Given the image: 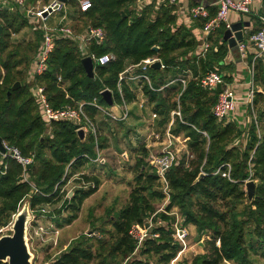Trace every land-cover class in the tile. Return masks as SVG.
I'll return each instance as SVG.
<instances>
[{
	"label": "trees",
	"instance_id": "16d2710c",
	"mask_svg": "<svg viewBox=\"0 0 264 264\" xmlns=\"http://www.w3.org/2000/svg\"><path fill=\"white\" fill-rule=\"evenodd\" d=\"M90 2L91 7L81 12L76 0H67L75 9L72 29L80 32L88 25L103 29V42L100 45L90 42L88 49L97 56L111 53L114 59L96 65L94 78H89L82 66L77 44L59 39L48 56L46 70L34 78V83L44 86L52 107H75L78 102H84L86 112L96 119L100 115L88 102L97 98L100 104L107 106L100 94L103 89L110 90L114 103L120 102L117 89L120 72L146 57L161 60L164 68L148 67L149 83L143 81L137 86L156 114L155 128L160 135L169 125L170 112L179 105L180 117L174 116L169 132L186 139L187 151L192 157L181 154L166 171L169 199L164 209L170 212L177 208L183 218L182 225H194L199 238L207 237L203 241L204 252L194 254L190 264H262L263 94L255 92L252 103L257 120L261 122L258 126L260 135L254 122L248 124V139L241 149L231 145L243 133L241 126L234 121L218 122L211 111L220 91L203 89L194 78H190L182 90L177 80L185 69H189L196 77L216 70L223 75L225 83L231 81L225 73L231 72L233 66L223 64L229 51L226 43L221 41L225 27L220 26L210 34V47L204 57H189L199 42L192 28L177 22L176 4L164 0L155 6L152 1L136 14L131 8V0ZM207 8L210 17L214 16L216 8ZM202 21H196V26ZM0 26V138L17 148L23 157L33 158L25 170L28 179L24 180L23 166L15 158L3 156L0 152V229L13 220L25 200L32 210L62 201L61 209L57 210L60 218L55 222L63 227L78 217L83 201L101 184L99 175L81 172L96 156L94 137L87 134L80 139L76 125L66 121L53 122L51 134H46L30 84L26 82L40 34L30 40L11 39L12 33L29 26V17L19 10L1 9ZM154 46L158 47L157 51L152 49ZM251 58L250 54L248 63ZM253 71L254 84L264 90V61L261 58L254 61ZM17 81L20 86L12 89ZM122 90L127 102L136 99L127 83L122 84ZM245 110L250 114L248 108ZM105 147L106 137L100 133L99 149ZM132 151L134 184L128 202L110 212L99 230L101 237H76L50 264H169L176 256L181 245L172 238V226L152 224L148 229L149 237L138 248L129 234L132 225H144L145 220L156 212L154 204L164 198L157 189V175L148 163L150 151L146 143L138 144ZM224 163L230 165L229 178L213 173ZM249 169L256 180L252 200H247L243 188ZM201 172L204 175L199 177ZM72 177L80 186L71 197H65L67 193L63 187ZM86 183L92 186H84ZM63 211L67 215L61 217ZM158 218L168 223L173 220V216L164 212H157L153 219ZM106 225L111 230H107Z\"/></svg>",
	"mask_w": 264,
	"mask_h": 264
},
{
	"label": "built area",
	"instance_id": "2783aa9c",
	"mask_svg": "<svg viewBox=\"0 0 264 264\" xmlns=\"http://www.w3.org/2000/svg\"><path fill=\"white\" fill-rule=\"evenodd\" d=\"M152 1L153 0H131V8L136 14H140L143 8ZM163 1L164 0H154L155 6L159 5ZM254 1L255 0H214L213 5L216 7V12L212 17H210L209 9L206 6H190L187 10V20L191 22V24L194 26H196V21L203 20L200 26H196L198 38L200 41L199 45L194 50V56L204 57L210 47V41L208 39L210 34H212L220 26H224L225 29L230 28L231 23L228 20V16L230 13L245 15L250 14L253 10ZM168 2L177 5V9L175 10V12H177L179 0H168ZM76 4L77 9L81 12L87 11L91 7L90 0H76ZM5 8L9 11L19 10L25 12V14L33 15L34 17L39 19L38 23L37 21H34L32 25L33 30L39 31L40 41L37 52L31 63L30 72L28 73L27 77L28 79H33L30 83V92L37 104L39 116L43 121L44 125L46 126V134H51V124L53 122L66 121L75 124L76 131L81 129L84 132V136H86L87 134H91L94 137L96 156L95 158L90 159L89 162H93L96 164L100 163L102 161V151L101 149H99L100 130L97 125V122L95 121L96 119L91 117L86 112L84 108L86 103L78 102L75 107L66 105L60 108H54L51 106L50 102L47 99L44 86L34 83V78L36 76L41 75L46 70L48 56L53 50L55 41L59 39H65L75 42L77 44L80 57L84 58L86 56H89L93 62L94 67L96 65H104L109 61L113 60L114 55L111 53H105L97 56L95 55V53H91L88 49V44L90 42H94L97 45H100L103 42L105 35L103 29L88 25L84 28L83 32L77 33L72 29V27L62 21H59L55 25L47 24L43 15L50 14L52 12H66V2H60L58 0H51L47 5L43 6L42 9L37 10L36 12L27 7L26 0H0V10ZM257 17L259 19L258 29L251 33L247 40L243 39L241 42H237L236 44V51L238 53L239 58L247 59L249 52H252L251 61L250 63H248L252 86L245 94V99L238 98L236 94H234L233 90L229 87V85L223 81V75L217 72L216 70H210L202 76L196 77L192 76L190 70L187 69L184 71L183 75L177 78V80L182 85V90L185 88L189 78L197 79L203 89L210 91L216 89L218 83L221 84L220 93L218 95L217 101L212 106L211 111L218 122L226 123L228 121H234L237 122L239 126H241V128L243 129V133L240 136L236 137L231 144L232 146L241 149L245 147L248 139L247 124L240 123L239 120H237V116L235 113L236 108L245 101L246 105H248L247 108L250 111L249 122H254V124L257 126L258 136V126L261 124V122L257 120L256 111L252 106L254 94L255 92H257V90L253 87L254 61L257 58H261L264 61V13L258 15ZM41 19L42 21L40 22ZM156 60L159 59L154 56L146 57L137 64H130L118 74L117 89L121 98L120 102L114 103L113 106H108L107 104V106H105L100 104L97 98H93L92 101L88 102V104L93 106L102 118H107L113 121L127 120V118L129 117V103L124 98L122 84H128L133 81L137 83L143 81L149 83V77L146 72L148 70L149 65ZM159 61L160 68H164V64L162 63V61ZM137 104L139 107L144 106L146 104V99L141 98L137 102ZM114 106L118 108L119 113L113 111ZM174 116L180 117L179 105L176 109L170 112V122L168 127L165 129L166 138L164 142L161 141V149L157 153L150 154L148 158L149 165L154 169L157 175V182L159 184V188H161V192L163 193L164 198L167 200L169 199V187L165 178L166 171L169 169L170 166H172L174 162L178 161L181 154H185L187 155V157H192V155L189 154L187 151V147L185 144L186 139H175V136H173L169 132V126L171 125ZM151 117L153 119L156 118V114L152 112ZM150 135H154L155 139L160 137L157 133L151 132L147 136V138H149ZM176 140L178 142L182 141V143L185 144L184 148H178L177 144L175 143ZM2 144L5 148V152L2 153V155L15 158L23 166L24 180H27L28 177L25 172L26 166L31 164L33 158L23 157L17 148L9 146L3 140ZM229 170V163H224L218 166L213 173H221L223 176L229 178ZM248 172V177L244 180V190L247 181L253 180L254 182H256V180L252 178V171L249 169ZM77 175L78 174H76L75 176ZM90 185L92 186V184L90 183L84 184V186ZM32 211H38L39 214H41L42 212H46L45 205H40ZM161 211L169 216L175 215L173 222L168 223L166 220H162L160 218L154 221V213L148 219L149 226L152 225V223L164 227L172 226V238L176 242H181V244L183 245L188 235L187 229L182 225L183 218H180L175 212H166L163 208L161 209ZM148 228L149 227L139 224H134L131 226L129 234L136 241V248H138L143 243V241L147 237H149L150 234L148 232ZM153 236H157V234H153ZM217 245H219L218 242Z\"/></svg>",
	"mask_w": 264,
	"mask_h": 264
},
{
	"label": "rangeland",
	"instance_id": "374dc122",
	"mask_svg": "<svg viewBox=\"0 0 264 264\" xmlns=\"http://www.w3.org/2000/svg\"><path fill=\"white\" fill-rule=\"evenodd\" d=\"M45 2L46 0H36L35 2L34 0H26V4L34 12H36L40 8V5ZM17 38L18 37L15 34H11L12 40H15ZM27 79L28 77H26V82ZM32 80L33 79H28L29 83H27L30 84ZM100 118V116L96 118V121L99 125L100 133L106 137L107 141V135H112L114 137V140H110V147L112 151L116 148V153H118V155L107 153L109 162L105 164L99 163L98 166L96 163L89 162L81 170V172L85 174H99L101 184L96 192H94L92 195H90L83 201L80 207V211L78 213V217L71 224L59 227L55 222L56 218H60V216H58L57 210L61 209L60 206L62 201L53 204H46V212H42L41 214H39L38 211H32L30 208L28 209L29 219L26 230V241L31 254V264H50L49 262L53 261L58 255H60V253L64 251L65 247L69 244L71 240L75 239L80 235H92L95 237H101V233L99 230L105 225L106 220L109 218L108 215L110 214V212L117 211L119 208L123 207L128 202L129 194L132 188L131 186L134 184V174L131 168L134 158L133 154L130 153V151L128 152L127 150H125V152H127L126 155L130 160L126 159V156H120L119 151L121 149H124L125 138L128 141H131L133 137V133L131 132L134 131V127L139 126V123H137L136 121H134L133 123V120H130L129 125L125 127L121 125V123H112L113 120H110L109 124L104 125L100 124ZM150 119L151 120L148 121V123L152 122V126L149 124V127H151L152 130L150 128L149 129L151 131H155L156 128L154 125V119L152 117H150ZM142 129L144 128H142V125H140V132L136 137L138 138L140 143H142L141 141L144 140L146 134L151 132L150 131L144 134L145 129L143 131ZM141 135L144 136V138ZM158 135L161 136L160 134ZM150 138L155 139L154 135H150V137L146 138V140L150 141ZM179 139L181 140V138ZM176 144L178 148L182 149V141L178 142L176 140ZM115 156H117V158ZM74 179L75 178H70L63 187L64 192L67 193V196L65 197H71L73 191L80 186L79 183L76 182ZM157 189L161 191V188H159V184ZM26 201L27 200L22 203L18 211H20L26 205ZM167 202L168 200L163 198V200L154 204L156 208L155 214L157 212H162L161 209L165 208ZM171 211L176 212V214L180 215L177 209H175V211L174 209H172ZM66 215L67 213L65 211L61 212V217ZM174 217L175 215H173V220ZM14 218L15 215L12 219L14 220ZM149 218L145 220L144 226L146 223L148 224V227L152 226H149ZM13 220L7 226L1 228L0 236L11 234V225L13 223ZM173 220H171V222H173ZM105 228L107 230H111V227L109 225H106ZM192 238L193 237L189 236L187 240L192 241ZM178 243L181 245L182 248L181 242ZM187 256L188 257L186 258L191 259L193 255L187 254ZM184 263L187 264L188 259H184L183 262H180V264ZM261 263L264 264V260H261Z\"/></svg>",
	"mask_w": 264,
	"mask_h": 264
},
{
	"label": "crops",
	"instance_id": "0c3cea01",
	"mask_svg": "<svg viewBox=\"0 0 264 264\" xmlns=\"http://www.w3.org/2000/svg\"><path fill=\"white\" fill-rule=\"evenodd\" d=\"M35 1L36 0H34V2ZM50 1L51 0H46L45 3L40 5V8L38 10L42 9L43 6L47 5ZM153 2H154V0H153ZM213 2H214V0H179L178 10L176 12L177 22L180 23V24H184L187 27L192 28V31L194 32V34L198 38V32L196 30V26L192 25L191 22H189L187 20V16H188L187 10H188V8L190 6H194V5H204L206 7L216 8L213 5ZM66 4H67L66 12H52L50 14L43 15V17H45L46 23L49 24V25H55L59 21H62L64 23H67L70 27H72L73 23H74V19L73 18H74V15H75L74 14L75 13V9H74L73 6L69 5L67 2H66ZM27 7H28V5H27ZM12 12H15V11H12ZM22 13L26 17H29V24L30 25L28 27L22 29L20 32H18L16 34L13 33V34H15L18 37L17 39H15V41L30 40V39H32L34 37L35 34H40L38 30H33V27H32L34 21H37V23H38L39 19L34 17L33 15L25 14V12H22ZM263 13H264V2H263V0H255L254 3H253V10H252V12L250 14L245 15V14L230 13L229 16H228V20H229L230 23H237V22H241V23H243V22L246 23L247 22L248 23L247 26H245V25L242 26L243 39L247 40L249 38L250 34L259 27V19H258L257 16L261 15ZM41 21H42V19L40 20V22ZM83 30H84V28L82 30H80V32H77V33H81V32H83ZM199 41L200 40L198 38V42ZM221 41H222V38H221ZM222 42H224V41H222ZM198 45H199V43H198ZM226 45H227V43H226ZM194 53H195V51L191 52L190 55H188V56L192 57V56H194ZM250 54L252 55L251 51L249 52L248 56ZM34 56H33V58H34ZM223 64L224 65H228L229 64V65L233 66V70L231 72L225 73V74H227V75H229L231 77V81L230 82H226V83L229 85V87L233 90L234 94H236V96L238 98H240V99L244 98L245 99V94L247 93V91L252 86L251 78H250V74H249V68H248V57H247V59H241V58L238 57V53H237L235 48L234 49H230L229 48V51L227 52L226 56L224 57ZM30 69H31V65H30ZM30 69H29L28 73L30 72ZM137 84L138 83L135 82V81H133L131 83H128L130 88L136 94V99L134 101H132V102H128L129 103V117L125 121H117V122L116 121H114V122L112 121V123H116V124H120L121 123V125L127 127V125H129V123H130V120L131 121L133 120V123H134V121H136L137 123H139V126L142 125V128L145 129V130L142 129V131L144 130V134H145V133H148V132H150L152 130L151 127H149L150 125L152 126V122L148 123V121L151 120L150 117H151L152 111H151V109H150V107H149L147 102L142 107L138 106L137 102L141 98H145V97L141 93V91H140L139 87L137 86ZM253 87H254V89L257 90V92L262 93L263 94V98H264V90L259 85H255L254 84ZM247 107H248V105H246V103L244 101L241 105H239L236 108V112L235 113H236V116H237V120H239L240 123L247 124V129H248V124H250V122H249L250 114H249L248 111L245 110ZM113 111L119 113L118 108L115 107V106L113 107ZM101 119L104 120V122L99 120L101 122L100 124H104V125L106 124L107 125V124L110 123V119L102 118V117H101ZM97 125H98V123H97ZM154 125H155V122H154ZM139 126L134 127V129H133L134 131L131 130V131H133V132H131V133H133V137H132L131 141H128L126 138L124 139L125 145H124V149H121L119 151L120 156L123 157L125 155L126 159H129L128 156L126 155L127 152H125V150H127L128 152L130 151V153L133 154L132 150L134 149V147H136L140 143L138 138H136L138 136V133L140 132ZM98 127H99V125H98ZM151 132L155 133L157 131L155 129V131H151ZM150 133L146 134L145 138H144V136L141 135L144 138V140L141 141V142H145L147 148H149L150 154H153V153L159 152V150L161 149V141L164 142L166 137H165V132H164V134L161 135L159 138H157V139L150 138V141H147L146 138H147V136ZM157 134H159V133L157 132ZM107 138H108V141L106 140L107 147L101 149V151H102V161L100 163H102V164H105V163L109 162L108 161V157H107V153L108 154L118 155V153H116V148L113 150L115 152H113L111 150V147H110L111 146L110 140L111 141L114 140V137L112 135H107ZM179 138L183 139L182 137H176L175 136V139H179ZM135 141H136V143H135ZM184 146H185V144H182V148H184ZM115 157L117 158V156H115ZM131 160H132V158H131ZM98 164L99 163H97V166H98ZM173 209L175 211V209H177V208H173ZM177 215H179V214H177ZM180 215H179V217L181 218L182 216H180ZM183 226L187 229L188 235H187V237L185 239L184 244L182 245V248L178 251L176 256L173 259H171L169 264H180V262L181 261L183 262L184 259H188V263L187 264H190L191 259L190 258H186V257H188L187 254L194 255V254H198V253H203L204 252V250H203V241L207 237L202 236V237L199 238L198 235H197V232H196V229H195L194 225L188 224V225H183ZM189 236L193 237L192 241L187 240V238H189ZM200 243H202V244H200ZM195 245H196V247H195Z\"/></svg>",
	"mask_w": 264,
	"mask_h": 264
},
{
	"label": "water",
	"instance_id": "95a60500",
	"mask_svg": "<svg viewBox=\"0 0 264 264\" xmlns=\"http://www.w3.org/2000/svg\"><path fill=\"white\" fill-rule=\"evenodd\" d=\"M60 2H67V0H58ZM122 16L125 14L122 12ZM247 26L248 23H231L230 28L224 30L222 35V41L226 42L230 49H236L237 42H241L243 40V31L242 26ZM1 30V26H0ZM153 50L157 51L158 47L154 46ZM82 66L86 72L87 77L94 78V65L89 56L81 58ZM149 67L153 68H160V61L156 60L152 62ZM20 86V82L17 81L13 84L12 89H16ZM216 90H221V84L218 83L216 86ZM101 97L104 102L112 106L114 104L113 96L108 89H104L101 91ZM77 136L80 139L84 138L83 130H77ZM0 152L4 153L5 148L2 144V139L0 138ZM125 157V156H124ZM29 168V165L26 166ZM204 173L201 172L199 177L203 176ZM245 191L246 197L248 200H252L255 192V182L253 180H249L245 184ZM28 209L29 204L26 201V205L15 214V218L11 225V234L1 235L0 236V262H4L7 264H31L30 258L31 254L28 248V244L26 241V230H27V223H28ZM145 226L148 227L146 223ZM202 244V243H200Z\"/></svg>",
	"mask_w": 264,
	"mask_h": 264
}]
</instances>
